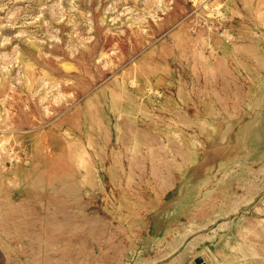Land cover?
I'll list each match as a JSON object with an SVG mask.
<instances>
[{
    "label": "rangeland",
    "instance_id": "rangeland-1",
    "mask_svg": "<svg viewBox=\"0 0 264 264\" xmlns=\"http://www.w3.org/2000/svg\"><path fill=\"white\" fill-rule=\"evenodd\" d=\"M0 264H264V0H0Z\"/></svg>",
    "mask_w": 264,
    "mask_h": 264
}]
</instances>
